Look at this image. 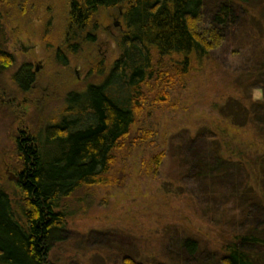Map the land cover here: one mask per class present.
I'll return each instance as SVG.
<instances>
[{"label":"trees","instance_id":"obj_1","mask_svg":"<svg viewBox=\"0 0 264 264\" xmlns=\"http://www.w3.org/2000/svg\"><path fill=\"white\" fill-rule=\"evenodd\" d=\"M6 1L0 0V80L15 65L2 26L1 11ZM118 9H123L124 30L115 39L117 61L109 70H103L101 64L98 71L107 73L99 82L101 86L91 85L81 100L68 99L78 109L73 111L75 120L63 118L36 133L25 128L13 139L16 156L10 166L17 178L14 192L0 182V264H52L50 243L68 219L62 202L84 187L105 185L115 154L130 137L148 97L156 92L155 102L167 103V89L182 84L205 63L213 64L217 50L235 58L245 57L246 66L234 81L237 93L245 95L258 89L263 94L262 101L249 107L228 97L215 107L216 112L231 123L232 129L253 127L256 133H264V0H72L63 45L57 49L55 61L60 59L66 66L68 54L76 57L81 46L92 45L100 29L96 22L99 12ZM35 81L36 74L26 64L13 76L20 95L28 93ZM1 99L6 100V96L0 89ZM212 130L181 142L182 151L176 158L184 173L192 163L190 146L202 144L204 155L197 162L203 166L197 181H225L231 167L249 166L254 186L261 191L253 193L247 181L232 179L231 196H224L231 205L228 211L225 204L217 203L219 194L209 197L207 193L203 200L209 199V206L227 216L224 225L229 231L222 255L199 261L191 257L197 250L190 239L191 252L183 260L178 258L176 264H264V157L254 161L242 158L243 148L224 146L220 130ZM43 144L55 154L43 153ZM228 149L239 159L237 163L228 159ZM152 161L158 167L162 157ZM243 174L247 176L245 171ZM252 209L262 215V222L250 213ZM122 264L140 263L124 258Z\"/></svg>","mask_w":264,"mask_h":264},{"label":"rangeland","instance_id":"obj_2","mask_svg":"<svg viewBox=\"0 0 264 264\" xmlns=\"http://www.w3.org/2000/svg\"><path fill=\"white\" fill-rule=\"evenodd\" d=\"M71 1L7 0L2 6L7 51L14 55L15 65L0 80L6 96V100H0V182L12 192L17 181L10 166L16 156L15 135L25 128L32 133L43 131L63 118L75 120L73 111L77 107L68 99L81 100L91 85L101 86L99 82L107 73L101 74L98 69L102 64L103 70H109L119 55L115 39L124 30L123 9L99 12L96 22L100 29L94 43L81 46L76 57L68 54L67 67L60 59L55 61L56 51L63 45ZM214 55L213 64L205 63L182 84L167 89V103H156V92L148 97L130 137L115 154L105 185L84 187L62 202L67 224L50 243L49 262L122 264L127 258L140 264H176L178 258L183 260L191 252L190 239L197 250L190 253L191 257L204 262L222 255L229 231L224 225L227 216L209 206L210 200L203 197L219 194L217 203L230 210L224 196H231L232 179L247 181L253 193L261 191L254 186L253 170L241 159L247 167H231L225 181H197L203 166L197 159L204 155V145L190 146L192 163L185 173L176 154L182 151L181 142L196 139V134L207 129H219L224 146L243 148L244 159H262L264 133H256L253 127L232 129L215 107L228 97L242 100L249 107L262 101L263 92L252 89L245 95L237 93L234 81L246 66L244 55L239 59L219 50ZM25 64L36 74V81L28 93L20 95L13 76ZM42 149L45 154L54 153L49 145L43 144ZM153 157L158 161L162 157L160 166H155ZM227 157L235 163L239 160L229 149ZM250 213L263 221L260 213L253 209Z\"/></svg>","mask_w":264,"mask_h":264},{"label":"water","instance_id":"obj_3","mask_svg":"<svg viewBox=\"0 0 264 264\" xmlns=\"http://www.w3.org/2000/svg\"><path fill=\"white\" fill-rule=\"evenodd\" d=\"M15 180H17V178H15Z\"/></svg>","mask_w":264,"mask_h":264}]
</instances>
